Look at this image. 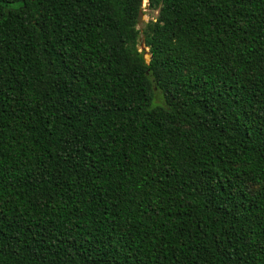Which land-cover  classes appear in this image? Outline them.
<instances>
[{"label":"trees","instance_id":"16d2710c","mask_svg":"<svg viewBox=\"0 0 264 264\" xmlns=\"http://www.w3.org/2000/svg\"><path fill=\"white\" fill-rule=\"evenodd\" d=\"M148 3L0 0V264H264V0Z\"/></svg>","mask_w":264,"mask_h":264},{"label":"rangeland","instance_id":"374dc122","mask_svg":"<svg viewBox=\"0 0 264 264\" xmlns=\"http://www.w3.org/2000/svg\"><path fill=\"white\" fill-rule=\"evenodd\" d=\"M147 3L148 0L146 1L144 0V4H143L144 18L142 21L139 22L138 29L141 31V37L139 40V50L145 53L146 59L149 60L150 58L149 48H147L145 45V38L142 31L146 24H148L152 20H155V18L158 16V12L150 11L149 7H146L148 5Z\"/></svg>","mask_w":264,"mask_h":264},{"label":"water","instance_id":"95a60500","mask_svg":"<svg viewBox=\"0 0 264 264\" xmlns=\"http://www.w3.org/2000/svg\"><path fill=\"white\" fill-rule=\"evenodd\" d=\"M147 4H148V5H147L146 7H149V3H147ZM143 18H144V14H143V12H141V13H140V15H139V19H138V20H139V22H140V21H142V20H143ZM145 59H146V57H145ZM150 59H151V58H149V60H147V59H146V61H147V62H149V61H150Z\"/></svg>","mask_w":264,"mask_h":264}]
</instances>
